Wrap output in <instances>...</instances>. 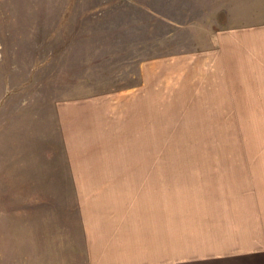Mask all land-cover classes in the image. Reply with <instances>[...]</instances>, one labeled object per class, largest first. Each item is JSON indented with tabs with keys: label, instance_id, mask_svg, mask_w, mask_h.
<instances>
[{
	"label": "rangeland",
	"instance_id": "rangeland-1",
	"mask_svg": "<svg viewBox=\"0 0 264 264\" xmlns=\"http://www.w3.org/2000/svg\"><path fill=\"white\" fill-rule=\"evenodd\" d=\"M263 24L264 0H0V264H86L103 172L203 166L211 194L209 168L247 167L264 110L207 102L206 56Z\"/></svg>",
	"mask_w": 264,
	"mask_h": 264
},
{
	"label": "crops",
	"instance_id": "crops-1",
	"mask_svg": "<svg viewBox=\"0 0 264 264\" xmlns=\"http://www.w3.org/2000/svg\"><path fill=\"white\" fill-rule=\"evenodd\" d=\"M206 58L213 67L207 102L264 110V24L218 31ZM246 154L247 167L208 169L211 194L203 166L103 172L113 192L84 223L86 264H264V151ZM194 183L201 189L186 190Z\"/></svg>",
	"mask_w": 264,
	"mask_h": 264
}]
</instances>
